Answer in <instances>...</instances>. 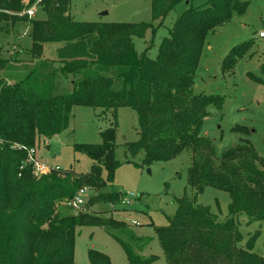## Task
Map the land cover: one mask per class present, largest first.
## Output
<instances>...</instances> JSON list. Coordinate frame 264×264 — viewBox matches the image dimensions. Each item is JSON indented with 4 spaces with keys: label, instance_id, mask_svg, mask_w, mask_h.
<instances>
[{
    "label": "trees",
    "instance_id": "trees-1",
    "mask_svg": "<svg viewBox=\"0 0 264 264\" xmlns=\"http://www.w3.org/2000/svg\"><path fill=\"white\" fill-rule=\"evenodd\" d=\"M150 1L151 22L129 24L77 22L69 13L71 0H42L38 11L46 19L36 15L28 20L7 13H21L37 0H0V33L3 22L23 24L24 29L29 25L27 54L32 60L42 58L44 45L63 44L57 51L58 71L73 77V91L56 96L49 78L32 85V72L9 84L0 75V264H75L78 228L98 226L108 232L126 228L124 221L92 212L95 205H113L121 197L103 191L120 166L115 155L120 108L132 109L138 117L139 139L125 145L128 163L135 164L129 157L139 154L146 166L169 162L183 151L192 155L188 184L196 193L178 199L168 225L155 230L167 264H264V257L253 252L255 240L245 248L239 245L242 236L235 220L245 214L250 222L264 221V158L246 139L251 131L243 126L232 131L245 138L217 158L212 142L202 136V126L212 109L221 112L223 100L194 93L208 34L228 24L233 14L243 15L248 2L207 0L202 7L187 9L162 42L157 58L150 59L135 52L134 38L144 39L181 0ZM252 44L234 47L223 70L232 71ZM7 63L0 59V72ZM77 106L104 109L114 118V125L100 133L101 143L74 145L91 159L90 171L51 170L35 176L33 165L26 163L27 150L35 149L39 137L51 139L67 130ZM84 187L95 191L85 212L62 215L58 206H67ZM206 187L229 194V217L224 222L211 207L198 203ZM113 237L124 248L128 264L156 260L141 256L117 234ZM89 259L91 264H111L96 252L90 251Z\"/></svg>",
    "mask_w": 264,
    "mask_h": 264
},
{
    "label": "rangeland",
    "instance_id": "rangeland-1",
    "mask_svg": "<svg viewBox=\"0 0 264 264\" xmlns=\"http://www.w3.org/2000/svg\"><path fill=\"white\" fill-rule=\"evenodd\" d=\"M247 11L243 15L233 14L232 20L210 32L206 38L203 53L194 76V93L219 96L222 98L220 113L211 110V116L202 126V136L208 138L219 158L222 154L245 138L233 132L237 126L251 131L247 137L258 155L264 158V39L258 34L264 31V0H246ZM207 0H181L161 21L154 24L144 39L134 38V49L138 55L147 54L156 59L164 39L177 18L189 8H199ZM70 15L77 22L97 23H150V0H71ZM8 15L19 13L9 12ZM36 15L44 20L42 11ZM19 16V15H18ZM0 33V59L7 60L1 77L9 84L22 80L32 73L31 83L37 84L50 79L53 95H68L73 91V77L58 71L57 51L64 45L51 43L44 45L43 56L32 60L27 54L31 47L28 36L23 35L24 25L3 22ZM245 42L253 43L246 54L239 58L232 71L225 72L223 63L236 46ZM18 52H21L18 54ZM15 57V59H13ZM16 57L18 60L16 61ZM118 85L115 83V88ZM73 117L67 130L51 139L39 137L35 146V157L50 168L73 171L76 174L88 173L91 159L84 153L75 151L74 145L101 143L100 133L114 125L111 112L85 106L73 108ZM117 135L115 152L120 166L114 172L113 183L103 191L120 193V200L113 205L100 203L92 209L101 218L124 221L126 228L108 232L103 227L86 226L77 230L74 244L75 264H91L89 252L106 255L111 264H128L122 245L113 237L115 234L127 242L135 252L143 257L154 256L153 264H167L160 247L156 228L166 227L177 210V200L185 195L192 197L196 190L188 184V169L192 155L183 151L169 162H155L142 165L143 154L130 158L128 163L125 145L137 142L138 117L129 108L117 111ZM88 188V187H84ZM91 196L95 194L92 188ZM130 195L134 197L130 198ZM122 200H130L124 205ZM198 203L211 207L220 222L228 217L230 196L212 187H206L199 196ZM62 215L72 213L66 205H59ZM245 248L252 240L254 253L264 257V221L250 222L245 214L235 218ZM133 237V238H132Z\"/></svg>",
    "mask_w": 264,
    "mask_h": 264
},
{
    "label": "built area",
    "instance_id": "built-area-1",
    "mask_svg": "<svg viewBox=\"0 0 264 264\" xmlns=\"http://www.w3.org/2000/svg\"><path fill=\"white\" fill-rule=\"evenodd\" d=\"M42 0H37V2L32 5L31 7L25 9L24 11H22L21 13H19V16H26L28 18V20L33 19L36 16L37 10H38V4L41 2ZM84 1H88V0H84ZM25 3H28V0H25ZM30 32V26L27 25L25 27V29L23 30V35L24 36H28ZM258 37L260 39H264V31L260 32L258 34ZM19 149H25L22 146H17ZM27 164H31L34 167V175L39 177L42 175H45L47 173H49L51 170H56L59 171L61 170L60 168L56 167V168H50L45 164L40 163L36 157H35V150L34 149H29L27 150V160H26ZM90 190L88 188H82L80 190H78V192L75 194V196L73 197L72 200H70L67 204V207L73 211L75 214H78L80 212H85V206L91 196L90 194ZM134 197V195H130V198ZM122 203L124 205H128L130 204V200H122Z\"/></svg>",
    "mask_w": 264,
    "mask_h": 264
},
{
    "label": "crops",
    "instance_id": "crops-1",
    "mask_svg": "<svg viewBox=\"0 0 264 264\" xmlns=\"http://www.w3.org/2000/svg\"><path fill=\"white\" fill-rule=\"evenodd\" d=\"M13 84V83H12Z\"/></svg>",
    "mask_w": 264,
    "mask_h": 264
}]
</instances>
